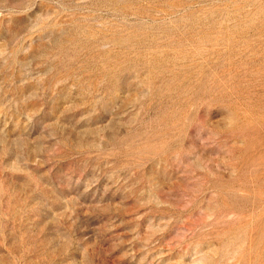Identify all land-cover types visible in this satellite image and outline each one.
<instances>
[{"label":"rangeland","instance_id":"1","mask_svg":"<svg viewBox=\"0 0 264 264\" xmlns=\"http://www.w3.org/2000/svg\"><path fill=\"white\" fill-rule=\"evenodd\" d=\"M0 264H264V0H0Z\"/></svg>","mask_w":264,"mask_h":264}]
</instances>
